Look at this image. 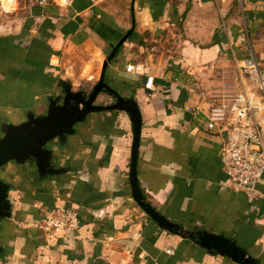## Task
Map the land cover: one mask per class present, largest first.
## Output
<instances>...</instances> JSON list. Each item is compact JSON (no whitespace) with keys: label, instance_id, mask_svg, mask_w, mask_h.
Instances as JSON below:
<instances>
[{"label":"crops","instance_id":"obj_1","mask_svg":"<svg viewBox=\"0 0 264 264\" xmlns=\"http://www.w3.org/2000/svg\"><path fill=\"white\" fill-rule=\"evenodd\" d=\"M0 2L13 9L0 10V136L28 112H46L49 97L69 81L72 54L88 52L75 79L92 80L130 31L105 81L138 104L137 179L146 200L184 231L223 234L264 264V197L249 201L228 185L224 137L205 127L213 99L202 91L216 64L234 66L253 52L264 69V0ZM133 63L144 74L125 70ZM132 139L125 111L93 112L48 143L51 173L40 174L32 158L7 162L0 169L10 184L0 264H238L159 227L136 204ZM258 188L264 193V176ZM52 207L75 209L77 229L43 236L37 222Z\"/></svg>","mask_w":264,"mask_h":264},{"label":"water","instance_id":"obj_2","mask_svg":"<svg viewBox=\"0 0 264 264\" xmlns=\"http://www.w3.org/2000/svg\"><path fill=\"white\" fill-rule=\"evenodd\" d=\"M129 33L130 31L119 40L105 58L99 79L89 92L72 90L71 86L65 83L59 96L49 97L47 110L44 114L35 115L30 111L22 122L5 125L2 129L3 134L0 136V169L11 160L24 163L32 158L40 174L51 173L53 171L50 168L51 151L47 147L50 141L72 133L74 126L83 122L90 113L107 110L125 111L132 122L133 139L129 182L131 195L136 204L159 227L182 237L192 238L209 253L227 256L238 264H261L236 240L206 230L184 231L177 223L170 221L146 200L137 179V154L142 125L138 104L132 97H124L105 81L106 67ZM102 92L108 94L112 98V102L96 104L95 101ZM9 188L10 184L0 178V217L9 215Z\"/></svg>","mask_w":264,"mask_h":264},{"label":"built area","instance_id":"obj_3","mask_svg":"<svg viewBox=\"0 0 264 264\" xmlns=\"http://www.w3.org/2000/svg\"><path fill=\"white\" fill-rule=\"evenodd\" d=\"M29 5L46 6L62 0H26ZM15 4L17 0H14ZM0 10L7 13L1 5ZM241 70L251 82L249 87L230 95L214 97L207 109L206 129L216 131L224 137L220 159L228 185L241 191L249 201L264 197L258 182L264 176V69L251 52L241 62ZM127 72L144 74L142 63L127 64ZM145 87L153 89L150 76ZM195 110H202L199 105ZM78 214L73 208L52 207L42 214L37 228L43 236L66 233L77 229Z\"/></svg>","mask_w":264,"mask_h":264},{"label":"rangeland","instance_id":"obj_4","mask_svg":"<svg viewBox=\"0 0 264 264\" xmlns=\"http://www.w3.org/2000/svg\"><path fill=\"white\" fill-rule=\"evenodd\" d=\"M22 1V0H21ZM168 45V43H166ZM73 57H70V61H67L65 66H68L70 68L69 73L67 74L69 81L66 82V84H69L73 89L75 90H83L85 92H89L92 88V86L98 81L99 74H100V67L101 65L97 66L95 71L96 74L92 78V80H84V78L75 79V76L77 75L78 71L81 68V65L86 60L82 59H88L86 57H89L88 52L86 50L78 51L75 54H72ZM85 55H87L85 57ZM108 55V52L105 54ZM99 62V60L97 61ZM241 64L239 63L237 65H220L216 64V66L213 68L212 72L206 76V78L209 80L208 86H205L206 88H203L202 91H204V94L208 98L213 97H219V96H230L233 94L238 93L243 87H246V84H251L249 79L245 76L243 71L241 70ZM70 65V67H69ZM72 70V71H71ZM75 83L76 85H74ZM110 100L107 97V94L102 92L98 95L95 103L96 104H108ZM112 102V101H111ZM2 169V168H1ZM0 176L2 175V172L0 171Z\"/></svg>","mask_w":264,"mask_h":264},{"label":"bare ground","instance_id":"obj_5","mask_svg":"<svg viewBox=\"0 0 264 264\" xmlns=\"http://www.w3.org/2000/svg\"><path fill=\"white\" fill-rule=\"evenodd\" d=\"M62 1H64V0H62Z\"/></svg>","mask_w":264,"mask_h":264}]
</instances>
